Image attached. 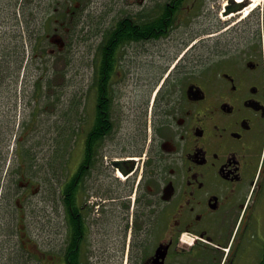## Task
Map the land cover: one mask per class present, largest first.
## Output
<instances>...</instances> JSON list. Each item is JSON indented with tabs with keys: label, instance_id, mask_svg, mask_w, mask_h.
Listing matches in <instances>:
<instances>
[{
	"label": "flooded vegetation",
	"instance_id": "1",
	"mask_svg": "<svg viewBox=\"0 0 264 264\" xmlns=\"http://www.w3.org/2000/svg\"><path fill=\"white\" fill-rule=\"evenodd\" d=\"M261 20L244 62L198 70L193 49L135 112L118 92L98 104L95 162L52 210L49 264H264Z\"/></svg>",
	"mask_w": 264,
	"mask_h": 264
},
{
	"label": "trees",
	"instance_id": "2",
	"mask_svg": "<svg viewBox=\"0 0 264 264\" xmlns=\"http://www.w3.org/2000/svg\"><path fill=\"white\" fill-rule=\"evenodd\" d=\"M6 1L10 4L2 19L10 17L14 21L11 26L17 31L12 29L10 32V36L15 38L12 49L8 46L4 48L7 31L0 33V264H49V248L47 252H41L38 248L34 251L28 247L26 228L23 229L25 211L22 197L26 192L41 193L48 206V223L51 228L53 208L60 206L58 201L62 205L67 202V198H77L82 182L80 171L85 170L84 165L95 162L98 128L100 121L107 118L100 115L98 104L105 103L104 110L107 112V104L113 102L115 92L117 96L113 83L123 72L122 63L127 52L135 45L142 46L165 39L172 29L189 19L183 15L188 14L189 10L192 12L195 0L188 5H185L186 0L155 1L150 8L125 13L113 19L111 25L102 28L100 41L94 49L93 84L83 93L84 102H71L56 117L51 126L54 129L52 154L46 158L45 166L39 168L40 173L32 170L37 165L34 146L27 147L26 143L23 145L24 141L18 140L19 129L27 127V124L18 123L17 120L20 93L23 85L24 88L31 85L32 96L38 98V106L39 100L42 98L43 102L44 97L43 104L51 103L50 94L48 96L44 93V89L51 87L47 75L43 72L37 74L36 71L34 74L30 68L39 69L36 58L47 61V58L63 54L71 41L69 33L74 30L83 9L79 5L84 4V0ZM53 34L59 35L65 43L57 54H50L46 49L52 45L50 38ZM30 77H35L32 84ZM108 97L110 99L107 101ZM34 110L39 109L37 107ZM13 140L16 143L13 151L15 165L9 160ZM76 146L80 147L81 156L76 160L79 161L78 165H73L71 171ZM24 165L29 167L22 168ZM32 187H38V190H32ZM70 190L73 194L69 197L67 195Z\"/></svg>",
	"mask_w": 264,
	"mask_h": 264
},
{
	"label": "rangeland",
	"instance_id": "3",
	"mask_svg": "<svg viewBox=\"0 0 264 264\" xmlns=\"http://www.w3.org/2000/svg\"><path fill=\"white\" fill-rule=\"evenodd\" d=\"M155 1L164 0H84V4L79 5L83 9L74 30L69 33L71 41L63 50V54L47 58V61L36 58L39 69L30 68V70L34 74L43 72L47 75L51 87L44 89V93L48 96L50 94L51 103L43 104L44 97L43 102H41L42 98L39 100L38 106V98L32 96V86L24 88L25 85H23L24 92L20 93L21 101L19 100L17 112L18 123L27 124L24 130L19 129L18 140L24 141L23 145L26 143L27 147L34 146L37 165L34 166L33 171L40 173L39 168L45 166L46 158L52 154L54 134L52 130L54 129L51 126L56 117L71 102L78 100L84 102L83 93L93 84L94 49L100 41L102 28L111 25L113 19L125 13L136 12L145 7L150 8ZM192 1L186 0L185 5L192 4ZM228 1L195 0L192 12L189 10L188 14L183 15L189 19L174 28L167 38L155 43L141 44L142 46L135 45L127 52V57L122 63L123 72L114 83L119 96L118 101L122 104L124 112L127 106L128 110L135 112L137 106L143 102L149 84L162 69L166 67L168 71L172 67V73L181 64L184 54L190 53L193 49L199 56L198 70L211 65L214 61L224 60L221 58L225 56L226 58L232 56L237 58L236 61L244 62L245 54L249 55L248 50L255 49L257 28L261 25V13H264V0H252V3L255 1L257 4L253 11L246 16L236 14L233 17L225 15V8L230 5ZM8 4L10 3L6 0H0V33L7 31L4 37V48L8 46L12 49L15 38L10 36V32L12 29L16 30L11 26L14 21L8 16L2 19V15L9 8ZM254 13L256 15H253ZM186 40L188 41L185 43ZM46 49L49 52H56L55 54L58 51L54 45H48ZM35 57H37L36 54ZM241 64L244 65V63ZM24 75L26 78V72ZM34 80L35 77L31 79L30 84ZM56 93H58V99H56ZM37 107L39 110H34ZM124 125L126 130L127 123ZM48 130H50L49 133H47ZM15 146L16 143L13 140L9 160L14 165ZM79 150L80 147L76 146L73 152L75 161L79 158ZM74 163L72 161L71 168ZM28 167L29 165L22 166L25 169ZM32 190H38V187H32ZM22 199L25 211L23 229L26 228L28 247L37 246L41 252H47L50 243L47 203L39 192L34 194L26 192Z\"/></svg>",
	"mask_w": 264,
	"mask_h": 264
},
{
	"label": "water",
	"instance_id": "4",
	"mask_svg": "<svg viewBox=\"0 0 264 264\" xmlns=\"http://www.w3.org/2000/svg\"><path fill=\"white\" fill-rule=\"evenodd\" d=\"M229 2L231 3V0ZM240 7H241L240 4H235V5L228 6V7H226V13L229 14L231 12L237 11V10L240 9ZM51 42L54 43V44H57L60 49L63 47L62 40L59 37H57V36H52Z\"/></svg>",
	"mask_w": 264,
	"mask_h": 264
},
{
	"label": "bare ground",
	"instance_id": "5",
	"mask_svg": "<svg viewBox=\"0 0 264 264\" xmlns=\"http://www.w3.org/2000/svg\"><path fill=\"white\" fill-rule=\"evenodd\" d=\"M236 2H240V0H235ZM254 3H255V1H254ZM252 4L246 11H244L242 14L244 15V16H246L245 14L248 12V11H250V10H252L254 7H255V4Z\"/></svg>",
	"mask_w": 264,
	"mask_h": 264
}]
</instances>
